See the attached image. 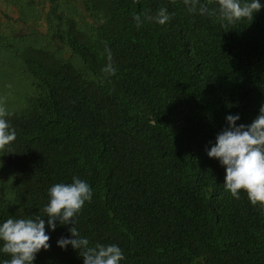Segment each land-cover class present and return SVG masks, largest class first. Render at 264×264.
<instances>
[{
	"label": "trees",
	"instance_id": "trees-1",
	"mask_svg": "<svg viewBox=\"0 0 264 264\" xmlns=\"http://www.w3.org/2000/svg\"><path fill=\"white\" fill-rule=\"evenodd\" d=\"M160 8L167 23L136 26L134 12ZM229 28L182 0H0V50L30 86L0 116L16 132L0 149L13 178L0 225L38 215L50 187L77 177L93 195L75 227L90 246H119L118 264H264V212L226 191L206 154L227 115L249 125L264 104V7ZM70 227L46 224L32 264H83L57 246Z\"/></svg>",
	"mask_w": 264,
	"mask_h": 264
},
{
	"label": "clouds",
	"instance_id": "clouds-1",
	"mask_svg": "<svg viewBox=\"0 0 264 264\" xmlns=\"http://www.w3.org/2000/svg\"><path fill=\"white\" fill-rule=\"evenodd\" d=\"M188 14L211 19L214 23L230 29L241 20L252 22L254 13L264 5L260 0H182ZM133 19L139 28L144 22L164 25L171 19L167 8H160L156 14L133 13ZM107 63L102 71L114 75L116 69L112 63L111 50L106 49ZM6 113L0 112V116ZM238 114L227 115V127L215 140V145L206 149L207 156L217 159L225 169L224 186L235 199L243 190L253 206L259 205L264 212V104L259 108L258 116L249 124H240ZM16 139V132L10 124L0 118V149H4ZM93 192L90 185L77 177L70 184L57 183L48 189V203L39 214L22 219L9 218L0 225V252L10 258L3 264H32L41 249L47 251L50 237L45 227L55 230L60 225L71 224L68 229L71 238L61 237L57 246L61 249L71 245L83 259V264H118L124 259L119 246L100 243L90 246L88 238L82 237L75 227V217L86 201H90Z\"/></svg>",
	"mask_w": 264,
	"mask_h": 264
},
{
	"label": "rangeland",
	"instance_id": "rangeland-1",
	"mask_svg": "<svg viewBox=\"0 0 264 264\" xmlns=\"http://www.w3.org/2000/svg\"><path fill=\"white\" fill-rule=\"evenodd\" d=\"M15 56L0 50V112L17 110L24 98L30 94L28 78ZM13 189L11 170L6 169L0 159V194L9 197Z\"/></svg>",
	"mask_w": 264,
	"mask_h": 264
}]
</instances>
